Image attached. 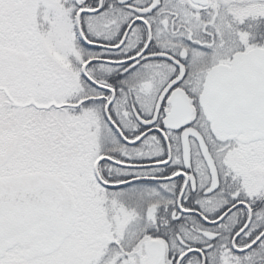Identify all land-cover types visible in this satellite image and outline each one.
Segmentation results:
<instances>
[{"label": "snow or ice", "instance_id": "1", "mask_svg": "<svg viewBox=\"0 0 264 264\" xmlns=\"http://www.w3.org/2000/svg\"><path fill=\"white\" fill-rule=\"evenodd\" d=\"M0 264H264V0H0Z\"/></svg>", "mask_w": 264, "mask_h": 264}]
</instances>
